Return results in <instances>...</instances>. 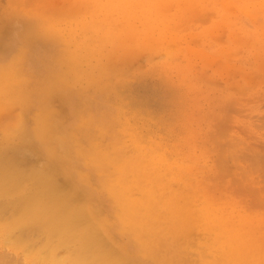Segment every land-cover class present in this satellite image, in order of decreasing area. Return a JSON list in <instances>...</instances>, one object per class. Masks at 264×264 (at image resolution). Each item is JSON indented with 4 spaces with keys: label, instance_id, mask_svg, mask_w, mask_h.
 Returning <instances> with one entry per match:
<instances>
[{
    "label": "rangeland",
    "instance_id": "374dc122",
    "mask_svg": "<svg viewBox=\"0 0 264 264\" xmlns=\"http://www.w3.org/2000/svg\"><path fill=\"white\" fill-rule=\"evenodd\" d=\"M97 1L0 0V152H3L0 157H11V161L4 159V163L6 166L11 164L9 170L19 171V178L24 172V177L18 179L20 182L17 175L13 179L8 178L7 181L16 182V179L19 182L14 184L13 191L0 194V260L3 264H8V261L10 264H33V261L34 264H58V257L66 255L67 246L74 243L73 249L69 248L72 254L68 252V256H64L65 262L62 257L60 260L64 264H73L70 257L74 256V250L83 240L79 239L83 237L78 236L80 234L76 235L79 238L72 236L70 240L66 239L64 242L70 241L64 248L66 251L62 248L58 253L60 245L53 250L51 247L59 243V235H49V231L55 229L47 228L45 223L30 219L13 227L6 226L13 216L22 213V202L28 195L37 192L40 201H44V197L49 198L41 189H44L43 181L50 177L49 184H44H55L58 197L62 196L63 188L69 187L70 192H64L65 203L70 205L73 201L78 208L86 206L81 211L84 214L78 217L84 226L86 222L90 225L86 224L80 233L83 234L85 229L95 232L98 240L103 239L100 243L106 248L108 246L106 250L120 252L127 264H215L220 243L216 239L215 228H204L203 209L206 206L218 207L231 214L236 222L244 220L242 224L253 243L252 256L257 262L252 260L251 264H264V176L261 175L264 174V166L257 167L254 174L250 169L249 173L253 175H248L245 174L248 169L244 168L247 167L246 159L240 156L243 162L240 161L239 165L245 164L241 169L233 160L236 166L227 160L228 156L238 159V156L234 157L239 152L234 149L237 140L232 139L235 143L229 141L228 145V140L233 137L245 141L241 144L239 140V147H255L254 153V149L256 153L264 151V0H158L159 3L157 0H142L147 5L153 4L157 11L152 6L145 7L141 0H137V5L142 4L135 5L137 9L133 11L129 9L134 8V0H112L106 3V8L107 0ZM116 1L121 3L119 7ZM130 2H134L133 5ZM139 6L148 11L142 9L141 12ZM105 9L111 11V15ZM149 12L151 15L147 17ZM128 13L132 15L129 19ZM123 15L127 20H122ZM110 20L124 24L119 28ZM122 26L127 27L121 30ZM48 118L54 119V126L58 124L60 127L53 136L41 133L42 123ZM16 122L21 126H14ZM77 136L81 137L80 141ZM60 141L63 142L61 146ZM244 147L247 152L245 149L248 147ZM221 149L225 154L231 150L235 153L226 154L222 162L225 155ZM141 153L148 154L149 159ZM66 155L70 158L69 164L61 165L59 156ZM137 156L142 157L139 160ZM0 163V169H4V163L2 168ZM150 163L158 172L152 171ZM222 163L223 170L226 166L227 172L217 174L219 168L222 170V166H218ZM161 165L167 166L165 170ZM128 168L131 172L127 171ZM243 168L245 173H242ZM144 171L146 174L150 171V181ZM155 171L158 175L161 171L167 172V176H158V184L167 178L160 186L153 180L155 175L157 177ZM135 172L136 176L133 175ZM41 173L46 174V179ZM128 174L132 175L128 177ZM244 174L246 176H242ZM33 175L39 181L34 180V183ZM38 175H42L41 179ZM137 176L143 177L135 178ZM241 176H248V179ZM127 178L132 181H127ZM129 182L131 184L128 185ZM146 183L150 184V189ZM22 184L26 187L23 188ZM143 185L146 187H141ZM134 186L144 191L138 193ZM72 188L76 190L71 191ZM162 188L164 193L174 194L160 202L166 195L163 193L161 196ZM34 190L36 192L33 193ZM151 190L160 192L153 197ZM136 192L140 199L135 197ZM15 195H19L18 198ZM69 195L73 197L69 199ZM157 196L161 197L157 199ZM47 199L34 208L45 213L51 206ZM135 199L138 201L136 204L141 201L138 208L142 214L138 219L132 218L130 211L131 217H126L125 206L128 201L135 203ZM63 204L59 201L50 209L60 208ZM171 204H174L171 208L175 209V217L171 214ZM159 209L171 214V218ZM177 209L182 212L177 213ZM176 216L181 221H174ZM168 219H173L174 226L178 224L176 228ZM159 220L162 223L157 224ZM145 223L147 232L139 235V227L145 229ZM173 237L178 243L175 248ZM53 238L56 242L52 241ZM178 239L185 242L184 245L179 244ZM150 240L156 244H151ZM176 249H180L182 255ZM30 251L28 257L26 254ZM152 251L156 253L152 254ZM1 252L9 260L5 261ZM45 252L51 253L49 258ZM43 255L48 258L46 263L41 260ZM200 257L201 261H196ZM91 261V264H99L97 259Z\"/></svg>",
    "mask_w": 264,
    "mask_h": 264
},
{
    "label": "bare ground",
    "instance_id": "6f19581e",
    "mask_svg": "<svg viewBox=\"0 0 264 264\" xmlns=\"http://www.w3.org/2000/svg\"><path fill=\"white\" fill-rule=\"evenodd\" d=\"M99 1V0H98ZM97 1V2H98ZM108 1V0H107ZM107 1H105V7L104 8H106V6H107V4L106 3H110V2H113L112 0L111 1H109V2H107ZM115 1V0H114ZM120 1V0H119ZM119 1H116L117 3L119 2ZM123 1V0H122ZM122 1H120V2H122ZM127 1H130V0H127ZM139 1V0H138ZM142 1V0H141ZM147 1V0H146ZM153 1V0H152ZM158 1V0H157ZM161 1V0H160ZM160 1H158V3L160 2ZM163 1V0H162ZM36 2V1H35ZM95 2V1H94ZM134 2H135V4H134V8L133 9H129L130 11L132 10H134L135 8H136V6H138V5H141L142 3H139L138 5L136 4L137 3V0H134ZM134 2H130L132 5H133V3ZM143 3H144V5H145V7L147 6V7H149V6H152L153 8L152 9H154V10H156L155 8H154V6H153V4L151 5V1L149 2L150 3V5H147V4H145V1H142ZM37 3V2H36ZM39 3H40V1H39ZM115 3V2H114ZM129 3V2H128ZM128 3L126 4V5H128ZM157 3V4H158ZM263 3V2H262ZM119 4H121V3H118L117 4V6L119 5ZM165 4H167V3H165ZM111 5V4H110ZM113 5H115V4H113ZM136 5V6H135ZM143 5V6H144ZM160 5V4H159ZM123 6V5H122ZM119 7V6H118ZM141 6H139L138 8H140ZM145 7H141L140 9H138V10H141V12H143V10L142 9H144V10H147V9H145ZM167 7V6H166ZM165 7V8H166ZM108 8V7H107ZM112 8H115L114 6L112 7ZM117 8V7H116ZM117 9H119V8H117ZM122 10L124 9V8H121ZM127 9V8H126ZM125 9V10H126ZM137 9V8H136ZM163 9H164V7H163ZM106 10V9H105ZM108 10V9H107ZM107 10H106V12H107ZM114 9H112V11H113ZM154 10H153V12H154ZM158 10V9H157ZM156 10V11H157ZM162 10V9H161ZM109 11V10H108ZM129 11V12H130ZM148 11V10H147ZM160 12V11H159ZM109 13H110V15H111V11H109ZM140 13V12H139ZM145 14V13H144ZM164 14V13H163ZM108 15V14H107ZM110 15H108V17L110 16ZM113 15V14H112ZM129 15L132 17V15L131 14H129L128 13V19H129ZM134 15V14H133ZM148 15L150 16L151 15V12H149V14H147L146 16L148 17ZM168 15V14H167ZM124 16V15H123ZM139 16V15H138ZM113 17V16H112ZM136 17V16H135ZM143 17V16H142ZM126 17L124 16V19L122 18V20L124 21V20H127V18L125 19ZM137 18V17H136ZM109 19V18H108ZM133 19V18H132ZM140 19V18H139ZM138 19V20H139ZM105 20L107 21V18H105ZM141 20V19H140ZM143 20V19H142ZM141 20V21H142ZM111 22L113 21V20H110ZM114 21H116V20H114ZM113 21V23H114V25L113 26H117L118 27V25H119V28H120V24L122 25V23H117V21L116 22H114ZM140 21V22H141ZM98 22H100V21H98ZM147 22V23H146ZM115 23H117V24H115ZM127 24H128V22H126ZM125 23V24H126ZM145 23L148 25V21L146 20L145 21ZM149 23H150V21H149ZM106 24H108V23H106ZM124 24V23H123ZM136 24V23H135ZM134 25H132V27H133ZM151 26L152 25H150V27L148 26V28L150 29L151 28ZM154 26V25H153ZM105 27V26H104ZM127 27V26H126ZM125 26L123 27L122 26V28H121V30L123 29V30H125L124 28H126ZM131 27V26H130ZM148 28L146 29V30H148ZM132 29V28H131ZM152 30V29H151ZM131 31V30H130ZM132 32H134L135 33V31H133L132 30ZM241 46H242V44H241ZM124 72V71H123ZM110 76H111V74H110ZM252 86V85H251ZM60 89H61V87H60ZM63 89V88H62ZM64 93V92H63ZM85 102L87 101V100H84ZM88 103V102H87ZM234 104V103H233ZM235 105V104H234ZM54 108V107H53ZM229 108V107H228ZM51 110V109H50ZM48 113H50V112H48ZM52 113V112H51ZM22 115V114H21ZM50 116H52V115H49V117ZM55 116V115H54ZM22 118V117H21ZM50 118H52V117H50ZM23 119V118H22ZM21 119V120H22ZM1 120V119H0ZM52 120H54V119H52ZM52 120L51 119H49L48 118V120L47 121H45V122H43L42 123V132L41 133H44V135H45V133L46 134H51L52 136H53V134H56L58 131H59V126H58V124H57V126H54V124L52 123ZM20 122H22V121H20ZM264 123V122H263ZM15 124V123H14ZM16 124H17V122H16ZM20 125V123H18L17 125H14V126H19ZM21 126V125H20ZM68 126V125H67ZM257 127V126H256ZM20 128V127H19ZM18 128V129H19ZM17 129V130H18ZM21 130V129H20ZM225 130V129H224ZM223 130V131H224ZM264 130V129H263ZM10 131V130H9ZM13 131V130H12ZM73 131V130H72ZM13 133V132H12ZM24 133V132H23ZM81 133V132H80ZM73 134V133H72ZM44 135H42V138H44L45 136ZM77 135V134H76ZM75 135V136H76ZM81 135V134H80ZM79 135V136H80ZM83 135V134H82ZM21 136V135H20ZM51 136V139L53 138ZM74 136V135H73ZM74 136V137H75ZM218 136V135H217ZM227 136V135H226ZM78 137V136H77ZM76 137V138H77ZM54 138H56V135H55V137ZM58 138V137H57ZM234 138H235V140H237V143H238V141L239 140H241V144L244 142L245 143V141H242V139H240V138H236V137H233V138H230L229 140H228V145H229V141L231 142V144H233V143H235L236 141L234 140ZM73 139V138H72ZM77 139H79V137L77 138ZM80 139H81V137H80ZM80 139H79V141H80ZM88 139V138H87ZM235 141H233V140ZM54 140V139H53ZM57 140V139H56ZM82 140H83V138H82ZM85 140H86V138H85ZM47 142H49V141H47ZM58 142V141H57ZM52 143V142H51ZM227 143V142H226ZM237 143H235V145L234 146H236L234 149L235 150H237V152L238 153H235V150L234 151H229V152H226V154H228V153H230L231 155H233L234 153V157H235V155H236V157L238 156V159H234L232 156V158L230 157L229 158V156H228V158H227V160L228 159H230L231 161L233 160L236 164H240V161H242V159H241V157L243 158V159H246V160H244L245 162L244 163H246V166L247 167H244L245 166V164H243L242 166L244 167V168H246V169H248L246 172L247 173H245L244 171H245V169L243 168L242 170H243V172L242 173H245V174H250V175H253L254 174V171H256V169H257V167L259 168V167H263L264 166V151H260V150H258L260 153H258V155H257V153H256V151L257 150H255L256 148L255 147H253V148H255L254 149V151H255V153L253 152V148L252 147H249L248 145H246L245 147H248V148H246L245 150H248L249 151V149L250 150H252V152L254 153H252V152H246V151H244V149L242 148V147H244V145H242V147H239V143L237 144ZM243 143V144H244ZM261 143V142H260ZM45 144V143H44ZM48 144V143H47ZM63 144V142L62 141H60V146ZM264 144V143H263ZM215 146V145H214ZM232 146V145H231ZM47 147V146H46ZM49 147V146H48ZM58 147V146H57ZM224 146H222L221 148H223ZM226 147H227V145H226ZM244 147V148H245ZM63 148V147H62ZM88 148V147H87ZM230 149L232 148L233 149V147H229ZM252 148V149H251ZM70 149H71V147H70ZM84 149V148H83ZM91 149V148H90ZM146 149V148H145ZM219 149V148H218ZM217 149V150H218ZM263 149V148H262ZM9 150V149H8ZM142 150H144V149H142ZM220 150V149H219ZM224 150V149H223ZM241 150H243V151H241ZM6 151H7V149L4 151L5 153H6ZM60 151V150H59ZM63 151V150H62ZM84 151H86V149H84ZM123 151V150H122ZM128 151V150H127ZM227 151H228V148H227ZM125 152V151H124ZM130 152V151H129ZM135 152V151H134ZM140 152V151H139ZM142 152V151H141ZM152 152V151H151ZM221 153L223 152L222 151V149H221V151H220ZM231 152H234L233 154L231 153ZM242 153V155H241V153ZM1 153H3V152H0V154ZM13 153V152H12ZM12 153H10V155L12 154ZM60 153H61V151L59 152V155H60ZM87 153V152H86ZM85 153V154H86ZM147 153V152H146ZM244 153V154H243ZM7 154H8V152H7ZM134 154H136V153H134ZM141 154H144V153H141ZM151 154V153H150ZM218 154H219V152H218ZM222 154H224L225 155V157L224 158H222V162H223V160L226 158V154L225 153H222ZM229 154V155H230ZM259 154H260V156H259ZM2 155V154H1ZM4 155V154H3ZM13 155V154H12ZM70 155V154H69ZM124 156H126L125 154H123ZM132 155V154H131ZM144 155H147V156H145V158L147 159V157H148V159H149V157L150 156H148V154H144ZM223 155V156H224ZM243 155L245 156V158L243 157ZM251 155V157L252 158H254V160H255V162H256V159L258 160L256 163L255 162H253L251 159V157H249ZM5 156V155H4ZM15 156H17L16 154H15ZM119 156V155H118ZM135 156V155H134ZM143 156V155H142ZM141 156V157H142ZM241 156V157H240ZM248 156V157H247ZM257 156H259V159H258V157ZM8 157V158H7ZM117 157V156H116ZM123 157V156H122ZM132 157H133V155H132ZM136 157V156H135ZM134 157V158H135ZM138 157V156H137ZM141 157H138L139 158V160H140V158ZM144 157V156H143ZM11 158V157H10ZM10 158H9V156L8 155H6L4 158L3 157H0V162H2V165H1V168H2V166H6V164L4 163V159L6 160V162L8 161L7 159H9L10 160ZM59 158L62 160L61 161V165H63L64 163L66 164V165H68L69 164V157H68V155H66V156H59ZM137 158V159H138ZM144 158V159H145ZM217 158V157H216ZM220 158H221V155H220ZM260 158L262 159V162L263 163H261L260 161ZM54 159H57V157H55ZM119 159V158H118ZM124 159V158H123ZM143 159V158H142ZM147 159V160H148ZM217 159H219V158H217ZM250 159V160H249ZM116 160V159H115ZM120 160V159H119ZM118 160V161H119ZM125 160H126V158H125ZM124 160V161H125ZM136 160V159H135ZM147 160H145V161H147ZM229 160V161H230ZM249 160V161H248ZM260 160V161H259ZM11 161V160H10ZM127 161V160H126ZM144 161V160H143ZM142 161V162H143ZM152 161V160H151ZM228 161V162H229ZM232 161V162H233ZM239 162V163H237V162ZM128 162V161H127ZM134 163H135V161H133ZM148 162V161H147ZM218 162H219V160H218ZM227 162V163H228ZM232 163V164H234L235 165V163ZM243 162V161H242ZM252 162V163H251ZM3 163H4V165H3ZM9 163V162H8ZM55 163H57V160H55ZM119 163V162H118ZM124 163V162H123ZM122 163V164H123ZM138 163V162H137ZM146 163V162H145ZM152 163V162H151ZM149 164L150 166L153 164ZM226 163V162H225ZM230 163V162H229ZM228 163V164H229ZM250 163V164H249ZM1 164V163H0ZM136 164V163H135ZM143 164V163H142ZM156 164V163H155ZM159 164V166H160V162L158 163ZM157 164V165H158ZM256 164V165H255ZM259 164H260V166H259ZM262 164V165H261ZM15 165V164H14ZM46 165H48L47 163H46ZM134 165V164H133ZM138 165V164H137ZM146 165V164H145ZM149 165H148V167H149ZM258 165V166H257ZM5 166H4V169L2 168V169H0V194L2 193V191H8V190H12L13 188H14V184H16V183H19L20 182V180L22 179V176L24 177V172L22 171V170H20V168L18 169V170H20V171H22L21 173H22V176L19 178V176L18 175H21L20 174V172H19V174L17 175V173L18 172H15V171H12V169L11 170H9L8 168H10V166H11V164L9 165V164H7V169L5 168ZM9 166V167H8ZM13 166V165H12ZM44 166H45V164H44ZM121 166V165H120ZM123 166V165H122ZM143 166V165H142ZM141 166V167H142ZM159 166L157 167V168H159ZM162 167H163V165H161ZM218 166H222V170L220 171V168H219V170H217V174H221L223 171L224 172H227L226 171V166H225V170H223V167H224V163H222L221 165L219 164ZM236 166V165H235ZM242 166H240L239 165V169H241L240 167H242ZM248 166H250V167H248ZM254 168H253V167ZM147 167V166H146ZM147 167V168H148ZM162 167L161 168H159L160 170L162 169ZM167 166H164L163 168H164V170H165V168H166ZM14 168V167H13ZM135 168H137L136 167V165H135ZM143 168H145L144 166H143ZM146 168V169H147ZM150 168H152V171H153V167L151 166ZM253 168V169H252ZM6 169V170H5ZM74 169V168H73ZM173 169V168H172ZM253 170V174L252 173H249V171H251V170ZM264 169V168H263ZM262 169V170H263ZM42 171H43V169H41ZM48 170V169H47ZM148 170V169H147ZM150 170V169H149ZM154 170H158V169H154ZM167 170H169V169H167ZM215 170V169H214ZM17 171V170H16ZM121 171H122V169H121ZM127 171H130V169L128 168L127 169ZM137 171H138V169H137ZM151 171V170H150ZM150 171L149 172H147L148 174L150 173ZM151 171V172H152ZM155 171V172H156ZM163 171V170H162ZM161 171V174L159 173V175L157 174V172L156 173H154V175L155 174H157V177H156V175H155V178L153 179L156 183H157V178H158V176H161V177H163V174L164 175H166L167 176V172L165 173V171L164 172H162ZM213 171V170H212ZM219 171V172H218ZM73 172V171H72ZM131 172V171H130ZM154 172V171H153ZM152 172V173H153ZM168 172H170V171H168ZM214 172V171H213ZM257 172V171H256ZM32 173V171H30V174ZM34 173V172H33ZM40 173V172H39ZM38 172H37V174H39ZM43 173H44V171H43ZM145 173V171L143 172V174ZM239 173H241V172H239ZM42 174V173H41ZM58 174H60V173H58ZM118 174H119V172H118ZM126 174V173H125ZM148 174H146L145 173V177L147 176L148 178H149V181H150V178L151 177H149L148 176ZM224 174V173H223ZM242 175V176H246V175ZM15 175H17V177L15 176ZM43 175V174H42ZM42 175H38L39 176V178L40 177H42ZM44 175H46V174H44ZM43 175V176H44ZM129 175L130 174H128L127 176L129 177ZM132 175V174H131ZM130 175V176H131ZM133 175H135L136 176V172H135V174L133 173ZM137 175H138V173H137ZM141 175V174H140ZM151 175V174H150ZM154 175H153V177H154ZM261 175H263L264 176V174H261ZM28 176V175H27ZM121 176L122 175H120V179H121ZM126 176V177H127ZM165 176V177H166ZM170 176V175H169ZM241 176V177H242ZM14 177H16V179L18 180V179H20V180H16V179H14V181H16V182H13V180L12 181H10V179H9V181H7L8 180V178H11V179H13ZM37 177V176H36ZM36 177H34V175H33V182L35 183V181L34 180H38V179H36ZM140 177H143V176H140ZM140 177H135V178H140ZM146 177V178H147ZM35 178V179H34ZM38 178V177H37ZM48 178V177H47ZM83 178V177H82ZM131 178V177H130ZM146 178H145V180H146ZM242 178H244V179H248V176H247V178L246 177H242ZM41 179V178H40ZM43 179H46L45 178V176H44V178ZM49 179H50V177L48 178V180L46 179V181H48V183H46V181H43L45 184H49ZM128 179V180H127ZM126 180L127 181H129V180H131V179H129V178H127ZM142 179H144V178H142ZM161 179V178H160ZM165 179H167V178H165ZM165 179L164 180H161L162 182L163 181H165ZM63 180V179H62ZM123 180V179H122ZM264 179H262V181H263ZM7 181V182H6ZM28 181H29V179H28ZM30 181H31V179H30ZM29 181V182H30ZM39 181V180H38ZM51 181H53V180H51ZM126 181V182H127ZM132 181V180H131ZM133 181H135V180H133ZM147 182H148V179L146 180ZM158 181L160 182V180L158 179ZM11 182H13V186L10 184ZM136 182V181H135ZM135 182L133 183L134 185H135ZM137 182H139V181H137ZM145 182V181H144ZM153 182V181H152ZM155 182H153V185H154V183ZM161 182V184L159 183H157L159 186L160 185H162L163 183ZM167 180H166V184H167ZM22 183V182H21ZM43 183V185H42V187L44 188V189H41V191L42 190H45L46 191V193L48 194V196L47 197H49L48 199L46 198V197H44L45 198V200L47 199V203L49 204V205H55V206H57V204H59V201L60 202H62V203H64L63 204V206L62 207H60V208H55V209H53L54 208V206H52L53 208L52 209H50L51 208V206H50V208L49 209H47L46 211L43 209V212L45 211V213H40L38 210H36L34 207L35 206H37V205H40L41 203H43V202H45V200L44 201H40L39 199V197H40V195L38 196V194H37V190L40 188L37 184V186L39 187H37L36 185V187L38 188H36V191L34 190L33 191V193L34 192H36V194L34 193V195H28V197H26V195H24L26 198H25V201L23 200V202H22V206L24 207L23 208V210L21 209V214L19 215V213H18V215H15V216H13L7 223H6V226H10V227H13V226H15V225H17L19 222H22V221H25V220H30V219H32V220H37V221H39L41 224H44L45 223V225L44 226H46L47 228L48 227H51V229H55L54 231H49V235H50V233H55V235L57 236V235H59V237L57 236V238H59L60 240H59V243H55L54 245H52V241H55L56 242V240L54 239V240H52L51 241V245H52V247H51V249L53 250L54 249V247L55 248H57L56 246L57 245H60L61 247L60 248H57V250L58 249H61L62 250V248L64 249H66V246L69 244V242L70 241H67V243L66 242H64L66 239H69L70 240V237L72 238V236L75 238V236L76 235H78V234H80V235H78V236H83L82 238L80 237H78V236H76V238L78 237L79 239H83V240H79V241H77V242H81V244L78 246V247H76V250H74V256L73 257H70V259H71V261L73 262V264H86V262H87V260H88V264L90 263L91 264V259L93 260H96L97 259V261H98V263L99 264H127L125 261H127L125 258H124V256H122L121 254H120V252H115V253H110L109 252V250H106V249H108V246H107V248L105 247V245H103L102 243H103V239L102 240H98L96 237H95V232H92L91 230L90 231H86V229H85V232L84 233H86V234H81L80 232L83 230L82 228L83 227H87V225L86 224H89L90 222H86V224H85V226H84V223H83V221H80L79 220V217L78 216H81V215H83L82 213H81V211H82V209L84 208H86V206L85 207H82L83 205H81V206H79V208L77 207V206H75L74 205V203H73V201L72 202H70L71 204L69 205L68 203H65L66 201L64 200L63 201V199H65V196H64V192H66L65 190H68L69 189V187H68V189H64L63 188V193H61L62 194V196H59L58 197V192H57V186L54 184H51L50 183V185L49 186H46L45 184ZM141 183V185H142V182H140ZM150 183V182H149ZM39 184V183H38ZM40 184H42V182H40ZM39 184V185H40ZM124 184V183H123ZM129 184H131L130 182L128 183V185ZM132 184V185H133ZM151 184V183H150ZM149 184V185H150ZM157 184H156V186H157ZM176 184V183H175ZM181 184V183H180ZM23 185V184H22ZM22 185H20V187L18 188L19 190L21 189V186ZM118 185V184H117ZM140 185V184H139ZM145 185H148L147 183L145 184ZM145 185H143V186H141V187H144ZM147 186V187H149V189H150V187L151 186ZM152 185V184H151ZM174 185V184H173ZM187 185H189V184H187ZM264 185V184H263ZM17 186V185H16ZM24 186L25 185H23L22 187L24 188ZM45 186V187H44ZM62 186V185H61ZM71 187L73 186V185H70ZM136 186V185H135ZM134 186V187H135ZM18 187V186H17ZM26 187V186H25ZM131 187V186H130ZM139 187V186H138ZM146 187V186H145ZM175 187V186H174ZM67 188V187H66ZM73 188H74V186H73ZM72 188V189H73ZM136 188V187H135ZM153 189H154V187H152ZM151 188V189H152ZM161 188V187H160ZM167 188H168V186H167ZM169 188H170V186H169ZM35 189V188H34ZM61 189V188H60ZM134 189V188H133ZM136 189H138V188H136ZM147 189L148 188H146V192H147ZM155 189H157V188H155ZM26 190V189H25ZM62 190V189H61ZM71 190V189H70ZM76 190V189H75ZM74 189L73 190H71V191H75ZM141 190H143L144 191V189H138V193L141 191ZM164 190H166L165 189V186H164ZM163 190V188L160 190L161 192H162V194H161V196L163 195V193L165 192ZM13 191V190H12ZM23 191V190H22ZM60 191V190H59ZM69 191V190H68ZM152 191V190H151ZM159 191V192H160ZM164 191V192H163ZM172 191V190H171ZM184 191V190H183ZM30 192V191H29ZM43 192V191H42ZM60 192H62V191H60ZM70 192V191H69ZM77 192V191H76ZM142 192V191H141ZM149 192H150V190H149ZM152 192H154V193H152L153 194V197L155 196V194L156 195H158V191L157 190H154V191H152ZM158 192V193H157ZM45 193V194H46ZM72 193V192H71ZM79 195H81V193L80 192H77ZM151 193V192H150ZM149 193V194H150ZM4 194V193H3ZM23 193H21V195H22ZM41 194V193H40ZM60 194V193H59ZM73 195L75 194L74 192L72 193ZM135 194V193H134ZM159 194V195H160ZM164 194H166V193H164ZM167 194H168V192H167ZM166 194V195H167ZM170 194V193H169ZM169 194L166 196H164L165 198H161L160 199V202H161V200L163 199H168L167 197H169ZM172 194H174V192H171V194L170 195H172ZM177 194V193H176ZM179 194V193H178ZM177 194V195H178ZM183 194V193H182ZM198 194V193H197ZM42 195V194H41ZM79 195H77L76 194V197H78ZM136 195H137V192H136ZM140 195H142V194H140ZM15 196H17V195H15ZM19 196V195H18ZM18 196H17V198H18ZM24 196H23V199H24ZM67 196V195H66ZM160 196V197H161ZM173 196V195H172ZM180 196V195H179ZM22 197V196H21ZM21 197H19V198H21ZM42 197V196H41ZM60 197H63V198H61L60 199ZM73 196L71 195V197H70V195H69V199H71ZM75 197V196H74ZM135 197H138V195L137 196H135ZM146 197V196H145ZM156 197V196H155ZM160 197H158L157 196V199L158 198H160ZM5 198H7V197H5ZM37 198H39V199H37ZM44 198H42V199H44ZM80 198V197H79ZM79 198H77V200H79ZM139 198V197H138ZM2 199V198H1ZM14 199H15V197H14ZM67 199V198H66ZM68 199V200H69ZM126 199V198H125ZM140 199V198H139ZM182 199V198H181ZM180 199V200H181ZM184 199L185 198H183V201H184ZM84 200H87L85 203L87 204V205H89L88 204V199H86L85 197H84ZM120 200V199H119ZM122 200H124V199H122ZM121 200V201H122ZM136 200V199H135ZM193 200V199H192ZM20 201V200H19ZM71 201V200H70ZM189 201V200H188ZM7 202V201H6ZM5 202V203H6ZM76 202V201H75ZM126 202V201H125ZM134 201H128L127 202V204H126V209H127V212H126V217L127 216H130L131 217V215H130V213H129V211L131 212V213H133V215H132V218L133 217H135V218H139V214H142V213H140V209L138 208L139 206H140V202H139V204H136L138 201L136 200L135 201V203H133ZM159 202V201H158ZM159 202V203H160ZM177 202V201H176ZM23 203H24V205H23ZM81 204H83L82 203V201L80 202ZM165 203V202H164ZM167 204V203H166ZM188 204V203H187ZM46 203H45V207H46ZM168 205V204H167ZM167 205H166V207H167ZM174 205V204H173ZM172 204L169 206L170 207V209H172L171 208V206H173ZM178 205V204H177ZM189 205V204H188ZM212 206H214V207H216L215 205H213V204H211ZM165 206V205H164ZM187 206V205H186ZM49 207V206H48ZM73 207V210L71 209ZM90 207H92V206H90ZM89 207V208H90ZM148 207V206H147ZM175 207H177L176 205H175ZM9 208V207H8ZM145 208H146V206H145ZM161 208H163V207H161ZM184 208V207H183ZM191 208H192V206H191ZM191 208H190V210H191ZM20 209V207L18 208V210ZM141 209H143V208H141ZM167 209V208H166ZM41 210V209H40ZM71 210V211H70ZM165 210V209H164ZM169 210V209H168ZM173 210V209H172ZM175 210V209H174ZM174 210H173V212L171 213L172 215L174 214ZM42 211V210H41ZM152 211V210H151ZM165 211H167V210H165ZM72 212V213H71ZM125 212V211H124ZM143 212V211H142ZM159 212H164L163 210H161L160 211V209H159ZM169 212H171V211H169ZM179 212H182L181 210L180 211H178V209H177V213H179ZM17 213V212H16ZM39 213V214H38ZM81 214V215H80ZM146 214H147V212H146ZM149 214V213H148ZM161 214V213H160ZM160 214H158V217H159V219H161V221H162V218H160ZM164 214L165 215H168V214H166L165 212H164ZM171 214H169L168 216L169 217H167V218H171L170 216H172ZM1 215V214H0ZM88 215V214H87ZM123 215V214H122ZM175 215H176V213H175ZM175 215H173L174 217H175ZM2 216V215H1ZM43 216H46V217H43ZM163 216V215H162ZM179 217L181 216V215H178ZM203 216H204V221H205V226H204V228L206 227H209V228H215L216 229V232H217V235H216V239L219 241V243H220V246H219V251H218V258H217V260H216V262H215V264H251V261L253 260V261H255L256 262V260H254L255 258H253L254 256H252V252L254 251L253 250V243L252 242H250V240H249V238L247 237L248 236V233H247V230L245 229V225L243 226V221L244 220H240L239 222H236V220L233 218V216L231 215V214H229V213H224L222 210H220L218 207H216V208H212L211 206H206L204 209H203ZM232 216V217H231ZM41 217H43V218H41ZM87 217V216H86ZM123 217H124V215H123ZM122 217V218H123ZM150 217V216H149ZM166 217V216H165ZM173 217V218H174ZM10 218V217H9ZM82 218V217H81ZM84 218V217H83ZM121 218V217H120ZM151 218V217H150ZM164 218V217H163ZM176 218H177V220H174V221H176V222H178V220L179 221H181L180 220V218L178 219V217L176 216ZM176 218H174V219H176ZM88 219H90V218H88ZM137 219H135V220H137ZM168 219V220H169ZM90 220H92V219H90ZM142 220V219H141ZM147 220V219H146ZM173 220V219H172ZM172 220H169L170 222V224H172V226H174L175 224V222H173L172 223ZM160 221V220H159ZM157 222L156 221V223L158 224V223H162L163 221H164V219H163V221L162 222ZM165 221H167V220H165ZM93 222V221H92ZM139 223V222H138ZM164 223V222H163ZM166 223V222H165ZM169 223L167 224V225H169ZM181 223H183V222H181ZM191 223H193V222H191ZM94 224V223H93ZM174 224V225H173ZM40 224H38V226H39ZM90 225V224H89ZM164 225H166V224H164ZM178 225V224H177ZM176 225V226H177ZM171 226V225H170ZM171 226V227H172ZM176 226H174L175 228H176ZM180 226V225H179ZM144 227H145V229L144 228H142V226L141 227H139V229H140V231H139V235H141V234H144L145 232H147V223H145L144 224ZM150 227V226H149ZM153 227H156V226H153ZM164 228H165V226H163ZM197 227V226H196ZM98 228V227H97ZM136 228V227H135ZM160 228V227H159ZM205 228V229H206ZM151 229V228H150ZM163 228H161V230H162ZM189 229V228H188ZM14 230V229H13ZM25 230V229H24ZM99 230V229H98ZM97 230V231H98ZM153 231H154V228L152 229ZM138 231V230H137ZM179 231L180 230H178V233H179ZM172 232H173V230H172ZM176 232H177V229H176ZM152 233V232H151ZM99 235V234H98ZM145 235V234H144ZM7 236V235H6ZM38 236V235H37ZM51 236H52V234H51ZM143 236V235H142ZM153 237H151V239H153L154 238V235H152ZM172 236H174V235H172ZM172 236H168L169 238H172ZM178 236V235H177ZM184 236V235H183ZM183 236L181 237V241L183 240L182 238H183ZM199 236V235H198ZM26 237V236H25ZM24 237V238H25ZM50 237V236H49ZM55 237V236H54ZM102 237V236H101ZM138 237V236H137ZM186 237H188V236H186ZM192 237V236H191ZM195 237V236H194ZM252 237H254V236H252ZM9 239H7V240H10V237H8ZM56 238V237H55ZM56 238V239H57ZM105 238V237H104ZM143 238V237H142ZM145 238V237H144ZM148 238V237H147ZM173 238H175V237H173ZM12 239V238H11ZM99 239H100V237H99ZM150 239V238H149ZM189 239H191V238H189ZM194 239H196V237L194 238ZM198 239V238H197ZM200 239H202V238H200ZM20 240V239H19ZM167 240V239H166ZM169 240V239H168ZM177 239L175 238L173 241L175 242ZM179 240V244L180 243H183V245H184V243L185 242H180V239H178ZM187 239L185 238L184 239V241H186ZM192 240V239H191ZM15 241V240H14ZM73 241V240H72ZM72 241H71V244H72ZM102 241V243H100ZM105 242H106V238H105V240H104ZM151 241V240H150ZM171 241V240H170ZM188 241H190V240H188ZM260 241V240H259ZM16 242H17V240H16ZM194 242V240L192 241V243ZM31 243V242H30ZM108 243H109V241H108ZM115 243V242H114ZM143 243V242H142ZM152 243H155V242H153V241H151V244ZM196 243V242H195ZM5 244H7V243H5ZM74 244V243H73ZM72 244V245H73ZM78 244V243H77ZM110 244H112V243H110ZM156 244V243H155ZM178 243H177V241H176V244H173V246L174 245H177ZM9 246H10V243L8 244ZM7 245V246H8ZM18 245H20V242L18 241ZM17 245V246H18ZM72 245H70L69 247L67 246V251L65 252V253H67L66 255L65 254H62L63 255V257L62 256H59L58 257V264H60V262H65V260L63 259L64 258V256L66 257V256H68V252H70L71 254H72V251H70L71 249H73L72 248ZM190 245V244H189ZM193 245V244H192ZM16 246V247H17ZM65 246V247H64ZM110 246H113V245H110ZM157 246V245H156ZM170 246H172V245H170ZM180 246V245H179ZM4 247H6V245L4 246ZM199 247V246H198ZM260 247V246H259ZM69 248H71V249H69ZM105 250H104V249ZM126 248H127V246H126ZM174 248H175V246H174ZM183 248H184V246H183ZM203 248V247H202ZM30 249V248H29ZM49 249H50V247H49ZM125 249V248H124ZM157 249V248H156ZM161 249V248H160ZM181 249V248H180ZM179 249V250H180ZM261 249V248H260ZM61 250H58L57 252L59 253ZM113 250H115L114 248H113ZM116 250H117V248H116ZM125 250H127V249H125ZM154 250V249H153ZM163 250V249H162ZM177 251H179L178 249H176ZM175 250V251H176ZM214 250V249H213ZM5 251V250H4ZM44 251H46V250H44ZM48 252H49V250H47ZM46 251V252H47ZM76 251V252H75ZM105 251H107L108 253H110V254H106V252ZM205 251H206V248H205ZM204 251V252H205ZM26 252H28V251H26ZM46 252H45V255H46V257L48 256V258L50 257L49 255L51 254H46ZM57 252H56V256H58L57 255ZM114 252V251H113ZM186 250H184V254H185V256H186ZM90 253H92V254H90ZM154 253H156V251L155 252H153L152 251V254H154ZM164 253H165V251H164ZM172 253H173V251H172ZM180 253H181V255H182V252H181V250H180ZM1 254H2V252H1ZM31 254V251H30V253L29 254H26L27 256L28 255H30ZM88 254H90V255H88ZM158 254H159V252H158ZM174 254V253H173ZM183 254V255H184ZM197 254V253H196ZM206 253H204V255H205ZM258 254H259V252H258ZM3 255V254H2ZM23 255V254H22ZM45 255H43V257L41 256V260L43 259V260H45V263H46V259H48V258H46L45 257ZM180 254H179V256H181ZM198 255L199 254H197V256L196 257H198ZM5 256H6V254H5ZM4 255H3V258H4V260L6 261V260H9L8 259V256H6L5 257ZM70 256V255H69ZM90 256V257H89ZM164 256V255H163ZM178 256V257H179ZM208 256H210V255H208ZM212 256V255H211ZM9 257H11L10 255H9ZM29 257V256H28ZM61 257H62V259H63V261H60L61 260ZM153 257V256H152ZM155 257H158V259H159V257L160 256H158V255H156ZM174 257V256H173ZM183 257V256H182ZM261 257V256H260ZM15 257L13 256V259H14ZM23 258V257H22ZM57 258V257H56ZM60 258V259H59ZM69 258V257H68ZM89 258V259H88ZM166 258V257H165ZM168 258V257H167ZM166 258V260H168ZM171 258V257H170ZM12 259V260H13ZM21 259V258H20ZM157 259V260H158ZM162 259V258H161ZM172 259V258H171ZM173 259H177L178 260V258H173ZM172 259V260H173ZM179 259H181V258H179ZM188 259V258H187ZM200 260H196V261H201V257L199 258ZM260 259V258H259ZM42 260V261H43ZM57 260V259H56ZM68 260V259H67ZM142 260V259H141ZM152 260H154V259H152ZM160 260V259H159ZM170 260V259H169ZM2 260H0V262H1ZM14 261H15V259H14ZM14 261L13 262H11V260H10V262L11 263H14ZM18 261V260H17ZM19 261H21V260H19ZM18 261V262H19ZM89 261H91V262H89ZM183 261V260H182ZM185 261V260H184ZM220 261V262H219ZM22 262V261H21ZM24 262V261H23ZM40 262V261H39ZM57 262V261H56ZM64 262L62 263V264H64ZM67 262V261H66ZM157 262H160V261H157ZM162 262V261H161ZM164 262V261H163ZM162 262V263H163ZM169 262V261H168ZM191 262V261H190ZM254 262V263H255ZM5 264H6V262H4ZM55 263V262H54ZM97 263V262H96ZM95 262H94V264H96ZM129 263V262H128ZM198 264H200L199 262H197ZM257 263V262H256ZM255 263V264H256ZM262 263V262H261ZM1 264V263H0ZM2 264H3V261H2ZM8 264H10L9 263V261H8ZM22 264V263H21ZM24 264V263H23ZM33 264H34V261H33ZM42 264H43V262H42ZM57 264V263H56ZM67 264V263H66ZM145 264V263H144ZM160 264V263H159ZM175 264H177V262L175 263ZM180 264V263H179ZM183 264H184V262H183ZM195 264V263H194ZM211 264V263H210Z\"/></svg>",
    "mask_w": 264,
    "mask_h": 264
}]
</instances>
